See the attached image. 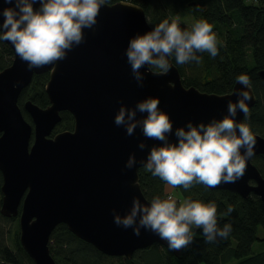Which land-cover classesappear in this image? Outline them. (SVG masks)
<instances>
[{"label": "water", "instance_id": "obj_1", "mask_svg": "<svg viewBox=\"0 0 264 264\" xmlns=\"http://www.w3.org/2000/svg\"><path fill=\"white\" fill-rule=\"evenodd\" d=\"M190 5L197 7L195 2ZM98 21L85 29V42L55 62L54 68L49 64L28 70L14 45L4 41L14 56L0 71V213L7 218L19 216L20 242L35 264H57L49 242L60 224L112 257L130 259L136 251L155 243L168 248L166 240L149 230L142 229L136 236L131 228L114 223L113 208L123 215L133 197L149 201L140 184L139 170L143 167L138 163L125 169L129 154L134 152L138 161L146 159L151 146L162 143L144 137L139 127L133 135H126V130L114 123V116L121 102L133 107L141 99L158 96L159 106L175 121L174 128L188 120L208 122L212 117L223 118L228 101L238 99L233 90L244 87L236 82L226 94L187 87L173 60L168 73H147L140 87L124 50L131 37L152 28L144 9L126 1L108 4L102 6ZM48 72L45 91L50 104L42 108L31 101L24 103L31 123L19 98L34 75ZM259 77L264 81V70L259 71ZM250 91L251 109L256 94L253 87ZM66 111L74 118V128L52 135L62 120L61 112ZM237 119H244L243 111L238 112ZM256 138L255 155L246 162L244 176L210 189L245 198L255 194L264 203V176L253 163L254 157L264 156V137L257 134ZM141 140L147 141L148 148H138ZM169 250L180 256L183 248Z\"/></svg>", "mask_w": 264, "mask_h": 264}, {"label": "clouds", "instance_id": "obj_2", "mask_svg": "<svg viewBox=\"0 0 264 264\" xmlns=\"http://www.w3.org/2000/svg\"><path fill=\"white\" fill-rule=\"evenodd\" d=\"M0 7V41H10L17 56L27 62L28 70L65 59L69 51L86 40L85 29L98 24L102 6L110 0H2ZM151 30L130 38L124 50L131 74L138 86L143 87L147 73L166 74L176 64L202 62L201 53L212 57L219 54L218 35L206 18L196 19L191 27H181L179 16L162 19ZM141 69H144L142 71ZM244 85L234 89L238 97L229 100L223 118L212 117L208 122L188 120L174 128L175 121L159 105L160 97L148 96L133 107L121 102L114 123L133 135L139 127L146 138L162 143L153 144L146 159L138 161L130 153L125 169L139 163L152 176L166 182V186H181L184 190L196 184L207 188L221 183L235 182L245 174L246 162L256 151L257 133L250 125L249 101L252 80L247 73L236 75ZM171 83V82H169ZM243 111L244 119L238 120ZM176 140H172V136ZM138 148H148L141 140ZM138 183L134 181L133 184ZM167 192V187L165 188ZM216 201L194 199L191 195L177 199L171 193L154 195L148 202L133 197L125 214L112 209L114 223L124 229L131 228L136 236L142 229L157 234L167 241L169 249H181L195 239V229H202L206 241L227 238L232 224L221 227L217 220ZM229 204L221 215L233 211Z\"/></svg>", "mask_w": 264, "mask_h": 264}, {"label": "trees", "instance_id": "obj_3", "mask_svg": "<svg viewBox=\"0 0 264 264\" xmlns=\"http://www.w3.org/2000/svg\"><path fill=\"white\" fill-rule=\"evenodd\" d=\"M126 1L142 7L150 25L164 18L179 16L181 27H191L196 19L206 18L213 24L218 35L219 54L212 57L201 53L202 62L196 64H176L185 86H194L207 93L226 94L236 84L235 77L247 73L252 80L256 103L250 109L252 130L264 137V81L259 71L264 70V0H110L109 4ZM195 2L197 7L190 5ZM187 21L191 22L190 25ZM188 22V23H189ZM13 51L4 41H0V71L13 60ZM50 73L34 75L31 84L19 98L25 118L32 123L24 110V103L31 101L45 108L50 104L45 91ZM74 118L69 112L62 113V121L53 131L58 133L71 130ZM253 163L264 176V156L253 158ZM140 184L148 200L154 195L166 196V182L152 176L144 168L139 170ZM3 176L0 171V208L2 205ZM182 197L191 195L205 202L216 201L217 220L232 224V232L227 238H217L208 242L202 229H195L194 241L176 256L165 246L155 243L135 252L129 259L123 256H108L93 245L79 239L66 225H58L50 237V252L57 264H264V203L259 196L248 198L227 190H213L196 184L189 190L181 186L173 188ZM231 204L233 211L224 216L221 213ZM21 211V207L19 209ZM259 243L254 250L255 243ZM236 261V263L234 262ZM0 264H35L20 242L19 216L7 218L0 213Z\"/></svg>", "mask_w": 264, "mask_h": 264}, {"label": "rangeland", "instance_id": "obj_4", "mask_svg": "<svg viewBox=\"0 0 264 264\" xmlns=\"http://www.w3.org/2000/svg\"><path fill=\"white\" fill-rule=\"evenodd\" d=\"M256 1V0H255ZM189 21H187V24L188 25H190L191 24V22H189ZM168 191L172 194V195H174L175 197H177V199L179 200V199H183L184 197H182L181 195H180V193L179 192H177V191H175L174 192V190H173V188L171 187V186H168ZM259 236L260 237H262L263 235H264V230L263 229H259ZM259 247V243L257 242V243H255L254 244V246H253V248H254V250H257V248ZM235 263H236V261H234ZM201 264H205V263H201Z\"/></svg>", "mask_w": 264, "mask_h": 264}, {"label": "flooded vegetation", "instance_id": "obj_5", "mask_svg": "<svg viewBox=\"0 0 264 264\" xmlns=\"http://www.w3.org/2000/svg\"><path fill=\"white\" fill-rule=\"evenodd\" d=\"M62 113H63V112H61V116H62ZM70 114H71V113H70ZM71 115H72V114H71ZM72 117H73V116H72ZM61 121H62V120H61ZM73 128H74V127H73ZM54 130H55V129H54ZM71 130H72V129H71ZM64 131H67V130H64ZM61 132H62V131H61ZM54 134H56V133H54ZM54 134H53V135H54Z\"/></svg>", "mask_w": 264, "mask_h": 264}, {"label": "built area", "instance_id": "obj_6", "mask_svg": "<svg viewBox=\"0 0 264 264\" xmlns=\"http://www.w3.org/2000/svg\"><path fill=\"white\" fill-rule=\"evenodd\" d=\"M253 1H255V0H253Z\"/></svg>", "mask_w": 264, "mask_h": 264}]
</instances>
